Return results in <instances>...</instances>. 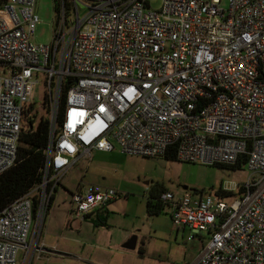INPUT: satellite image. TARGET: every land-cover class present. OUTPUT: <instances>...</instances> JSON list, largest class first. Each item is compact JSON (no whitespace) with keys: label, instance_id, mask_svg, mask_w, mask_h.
<instances>
[{"label":"built area","instance_id":"2783aa9c","mask_svg":"<svg viewBox=\"0 0 264 264\" xmlns=\"http://www.w3.org/2000/svg\"><path fill=\"white\" fill-rule=\"evenodd\" d=\"M69 1L73 23L62 6L52 41L35 44L36 0H0V174L17 160L38 79L50 122L41 183L0 211V264L27 262L33 220L66 172L115 146L205 165L245 156L238 196L164 192L160 202L188 240L208 234L194 264H264V0H162L158 9L149 0ZM115 198L112 188L78 185L70 211L83 219Z\"/></svg>","mask_w":264,"mask_h":264},{"label":"rangeland","instance_id":"374dc122","mask_svg":"<svg viewBox=\"0 0 264 264\" xmlns=\"http://www.w3.org/2000/svg\"><path fill=\"white\" fill-rule=\"evenodd\" d=\"M161 3L162 0H149V7L158 9ZM78 11L79 17L86 12L81 1H78ZM36 12L40 21L31 33L30 40L35 44H49L53 38V0H36ZM38 80L33 103L41 115L45 112L42 107L43 83ZM248 175L249 171L245 167L242 170H230L218 165L190 163L177 159L169 161L163 156L132 155L119 151L117 146L111 152L93 151L90 159H80L66 172L55 192L52 212L33 220L32 243L28 241L27 249L31 250L33 243L39 238L40 242L43 241L46 251L38 257L35 254L29 262L28 252L25 264H94L91 255L99 254L100 258L105 256L103 251L95 252L89 247L93 237V226L89 221L83 218L80 220L82 224L78 226L70 220L75 219L70 211L71 193L78 185L83 184L114 189L118 200L111 205L109 211L110 228L132 230L128 240L138 234L140 236L138 241L136 239L135 250L125 249L121 253L122 257L111 261L110 264H189L192 254H196L197 249L206 244L208 234L202 233L204 238L199 241L195 239L197 235L189 239L193 240L189 244L190 247L184 243L181 248L176 247V242L169 238L168 234L171 224L169 206H165L164 212L155 218L147 213L146 203L150 189L162 188L174 198L188 192L192 199H199L209 195L216 197L219 189L223 188L232 191L229 192L231 195L225 198L229 200L238 196L235 185L244 182ZM183 186L187 189H183ZM153 220L161 226L157 229L150 227ZM185 246L188 248L186 254ZM21 254L20 252L18 255L20 260Z\"/></svg>","mask_w":264,"mask_h":264},{"label":"trees","instance_id":"16d2710c","mask_svg":"<svg viewBox=\"0 0 264 264\" xmlns=\"http://www.w3.org/2000/svg\"><path fill=\"white\" fill-rule=\"evenodd\" d=\"M62 6L65 8L67 21L70 23L72 22L71 15L73 11L71 2L69 0H53L54 24L59 18ZM66 83L65 89L69 87ZM64 105L65 100L63 95L58 108V125H60L63 120ZM42 107L45 112L39 115L38 110L35 109L34 103L30 102L23 112V127L19 140L17 160L11 168L0 174V211L15 199L34 190L41 183L45 161V149L49 140L50 129L48 118L49 103L47 96L42 101ZM163 158L169 161L176 160L173 151H169L167 154L163 155ZM244 162L245 156L233 165L218 166L230 170H242ZM164 192H166L164 189L158 187L150 189L146 203L147 213L149 215L159 214L162 211L163 206L160 202V195ZM217 194L222 197L231 195L229 192H223L221 189H219ZM54 195L55 194H52L50 196L47 212L51 208ZM39 203L40 199L36 194L33 196L32 204L34 219L38 213ZM109 213V210L102 208L96 211L95 214L86 215L84 219L92 223L94 227H109ZM139 253L142 254L141 249H139Z\"/></svg>","mask_w":264,"mask_h":264},{"label":"crops","instance_id":"0c3cea01","mask_svg":"<svg viewBox=\"0 0 264 264\" xmlns=\"http://www.w3.org/2000/svg\"><path fill=\"white\" fill-rule=\"evenodd\" d=\"M98 152H104V151H98ZM54 200H55V195H54ZM54 200L52 202L50 210L47 212V215L50 212H52V206L54 204ZM117 200H118L117 198L115 200H113L112 203L109 204L104 209L111 211V205L113 203H115ZM163 209H164V207L162 208V211L159 214L164 212ZM95 213H96V211L92 214H95ZM156 215H158V214L151 215V217L153 216L152 218H155ZM170 218H171V216H170ZM70 220L74 223H77L78 226H80L82 224V222L80 221L81 219H78V220L77 219H74V220L70 219ZM108 221H109V216H108ZM90 224L92 225V223H90ZM160 226L161 225L159 224V222H156V220H153L150 224V227H154L155 229H157V227H160ZM33 229H34V226H32V232H31V235L29 237L30 239L28 240L29 243H32L31 241H32V235H33ZM92 231H93V237L91 239V242H89V247L95 252L103 251L105 253V256L102 258L99 257V254L91 255V257H90L91 260H93L95 263H98V264H110L111 261H113V260L115 261L120 256L122 257L121 253H123V251H125V249H126V248H123L124 243H122V242H124L125 240H128L127 238L133 232L132 230L128 231V229H123V230L116 229L115 230L114 228H110V226L109 227H105V226L94 227L93 226ZM189 233H190V231L187 227L174 225L172 223V220H171V224H170V227L168 229V234H169V238H171V239L173 238L174 241L176 242V247L181 248L182 243L189 246V244L191 242H193V240H188ZM103 235H105V237H103ZM139 237L140 236L138 234L136 236L137 241L139 240ZM203 238H204L203 234H200V235H197L195 239H198V241H199V240H202ZM180 241H181V243H180ZM43 244H44L43 241L40 242L39 238L36 239V241L33 243L31 250L28 251V252H30V257H29L30 259L33 258V256L35 254H37L36 257H38L39 254H42L44 251H46ZM121 247H122V249H121ZM186 247L187 246H185V254L188 251V248H186ZM203 247L204 246H202L201 249L198 248L196 251L197 252L196 254H194V255L192 254L189 264H194L197 261ZM135 249H136V247H135ZM135 249H131V250H135ZM21 253H22L21 254V260H22L25 252L21 251ZM168 260L169 259H167V261ZM164 263H166V262H164Z\"/></svg>","mask_w":264,"mask_h":264},{"label":"water","instance_id":"95a60500","mask_svg":"<svg viewBox=\"0 0 264 264\" xmlns=\"http://www.w3.org/2000/svg\"><path fill=\"white\" fill-rule=\"evenodd\" d=\"M183 189H187L186 186H183ZM136 247V236L131 237L127 242L123 244V248L126 249H135Z\"/></svg>","mask_w":264,"mask_h":264}]
</instances>
